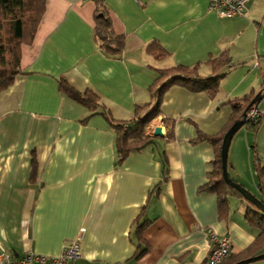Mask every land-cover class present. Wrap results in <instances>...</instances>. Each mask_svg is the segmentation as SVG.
I'll return each instance as SVG.
<instances>
[{
    "label": "crops",
    "instance_id": "obj_1",
    "mask_svg": "<svg viewBox=\"0 0 264 264\" xmlns=\"http://www.w3.org/2000/svg\"><path fill=\"white\" fill-rule=\"evenodd\" d=\"M104 2L114 31L126 36L120 56L100 48L94 0H47L33 42L22 47L20 73L0 92V254L58 257L80 235L82 257L71 264H207L212 235L230 238V256L264 254L259 230L245 220V199L229 196L222 216L217 194L201 189L216 149L197 141L229 124V100L264 88V0H249L245 16L233 19L211 11L210 0ZM153 42L169 56L150 55ZM223 55L229 63L217 97L170 88L148 130L152 145L121 163L108 121L83 123L88 109L59 90L64 77L128 121L137 106L153 103L159 70L185 66L207 77L208 61ZM157 127L163 137L151 135ZM252 147L264 164V121L256 135L243 127L229 151L231 177L261 199ZM145 221L149 250L134 259L136 224Z\"/></svg>",
    "mask_w": 264,
    "mask_h": 264
},
{
    "label": "trees",
    "instance_id": "obj_2",
    "mask_svg": "<svg viewBox=\"0 0 264 264\" xmlns=\"http://www.w3.org/2000/svg\"><path fill=\"white\" fill-rule=\"evenodd\" d=\"M46 2L47 0H0V92L9 88L20 73L22 47L33 42L45 13ZM94 3L96 4L95 35L100 48L108 56L118 57L126 47V36L118 35L114 31L110 11L104 0H94ZM148 53L157 60L165 59L169 56V53L156 42L149 44ZM228 63L229 60L224 55L209 60L208 64L212 65L214 74L207 77L200 76L196 68L185 66H174L159 70L158 81L151 89L153 90V103L137 106L134 117L128 121L114 119L111 110L103 103L99 95L91 90L84 92L77 90L64 77L59 80V90L88 109L89 114L82 120L83 123L98 115L103 116L108 121L117 134V152L121 163L130 154L142 152L152 145L153 137L148 134V130L152 123L161 116L163 98L170 88L181 86L193 92H206L211 98L215 99L219 92L220 83L226 77V73L222 72V70ZM255 96L248 95L243 98L229 100L227 103L231 105L233 114L225 129L214 136L200 134L197 138V141L211 143L216 149V157L213 161L214 170L209 176L208 183L201 189L217 194L219 210L222 216L228 211L229 196L237 195L243 198L226 183L223 177L222 142L225 134L237 120L241 119ZM263 121L264 118L257 122H248L246 125L254 133H257ZM167 123L168 121H166L168 130L166 138L167 140H172L174 137L173 128ZM35 164L34 161V170ZM254 167L262 196L261 200L264 203V164L260 162L259 158H256ZM233 181L237 182L234 179ZM246 203L247 205L244 207L245 220L251 227L259 230L256 242V247L259 248L264 245V214L249 202L246 201ZM148 224L147 221L137 222L136 224V233L139 236L140 244L133 257L134 259L141 258L149 250L142 236ZM248 258H251V256H230L221 264H235Z\"/></svg>",
    "mask_w": 264,
    "mask_h": 264
},
{
    "label": "built area",
    "instance_id": "obj_3",
    "mask_svg": "<svg viewBox=\"0 0 264 264\" xmlns=\"http://www.w3.org/2000/svg\"><path fill=\"white\" fill-rule=\"evenodd\" d=\"M249 0H210L209 9L217 13L220 18L233 19L246 14ZM264 118V108L253 106L247 113L249 122H257ZM154 132V128L151 129ZM82 235L68 243L63 253L58 257H48L33 252L13 256L7 252L0 254V264H71L82 257ZM213 247L207 264H221L227 260L232 251V244L228 236L212 235Z\"/></svg>",
    "mask_w": 264,
    "mask_h": 264
},
{
    "label": "water",
    "instance_id": "obj_4",
    "mask_svg": "<svg viewBox=\"0 0 264 264\" xmlns=\"http://www.w3.org/2000/svg\"><path fill=\"white\" fill-rule=\"evenodd\" d=\"M262 101H264V90L260 91L249 107L246 109V111L243 113L241 119L237 120L233 126L228 130V132L225 134L222 146H221V161H222V167H223V177L226 181V183L236 190L247 202L255 206L260 212L264 214V203L261 199L256 197L254 194H252L250 191H248L244 186L239 184L238 182L233 181V179L230 177L229 173V151L232 144V141L236 134L249 122L247 119V113L248 111L256 105H259ZM154 136L156 137H163V129L162 127H157L154 129ZM264 260V254L251 257L248 259H244L242 261H239L235 264H251L255 262H259Z\"/></svg>",
    "mask_w": 264,
    "mask_h": 264
},
{
    "label": "rangeland",
    "instance_id": "obj_5",
    "mask_svg": "<svg viewBox=\"0 0 264 264\" xmlns=\"http://www.w3.org/2000/svg\"><path fill=\"white\" fill-rule=\"evenodd\" d=\"M261 105H262V107H263V102L261 103ZM263 108H264V107H263ZM244 129H247V130L251 131V133L253 132V130H251V129L249 128V126H247V125L244 126ZM253 133H254V132H253ZM254 134L256 135V133H254ZM151 135L154 136V132H152ZM252 153H253V162H254V164H255V163H256V148L252 147ZM229 173H230V171H229ZM254 173H255V175H256L255 168H254ZM245 202H246V201H245ZM257 256H258V255H257ZM256 264H264V260L259 261V262H256Z\"/></svg>",
    "mask_w": 264,
    "mask_h": 264
}]
</instances>
